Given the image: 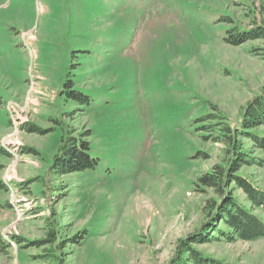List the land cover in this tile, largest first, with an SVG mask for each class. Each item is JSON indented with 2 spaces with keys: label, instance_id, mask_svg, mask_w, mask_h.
<instances>
[{
  "label": "rangeland",
  "instance_id": "374dc122",
  "mask_svg": "<svg viewBox=\"0 0 264 264\" xmlns=\"http://www.w3.org/2000/svg\"><path fill=\"white\" fill-rule=\"evenodd\" d=\"M260 24L264 0H0V264H57L68 239L63 264H170L207 219L199 179L223 165L224 127L264 93L263 42L225 40ZM69 137L94 172L54 175ZM238 174L264 191V166ZM193 248L264 264V237Z\"/></svg>",
  "mask_w": 264,
  "mask_h": 264
},
{
  "label": "trees",
  "instance_id": "16d2710c",
  "mask_svg": "<svg viewBox=\"0 0 264 264\" xmlns=\"http://www.w3.org/2000/svg\"><path fill=\"white\" fill-rule=\"evenodd\" d=\"M230 45H240L248 41H262L264 44V25H254L246 32L232 31L226 37ZM264 53V49H260ZM264 55V54H263ZM70 99L81 105H89V97L79 92L67 89ZM264 125V93L247 105L245 115L239 129L231 131L224 127L223 132L233 135L232 145L226 151L223 165H215L211 173L205 174L199 179L204 190L212 192L208 198L204 212L206 221L203 226L189 239L179 241L177 254L170 264H226L203 255L194 245H203L214 241H227L233 243L237 240L250 242L264 237V220L253 214L259 209L264 214V191L260 190L251 180L240 176L239 170L244 166H264V158L252 156V150L260 151L264 155V136L253 133L251 130ZM226 136V135H225ZM229 137V136H228ZM237 139L249 141L250 147L243 150V145ZM238 141V142H236ZM97 157L90 154L89 146L83 138L69 137L62 144L60 154L56 155L53 164L54 175L65 176L71 173L94 172L97 168ZM240 191L245 196L249 206L240 204L234 198L235 191ZM42 244H54L52 234H49ZM73 239L61 240L56 243L57 264H63L68 255L64 250L67 244H74ZM7 243L0 242V254ZM56 253V252H55Z\"/></svg>",
  "mask_w": 264,
  "mask_h": 264
}]
</instances>
